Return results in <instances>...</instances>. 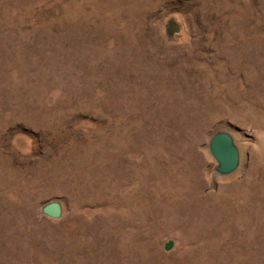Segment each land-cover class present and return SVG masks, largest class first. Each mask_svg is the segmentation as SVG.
I'll use <instances>...</instances> for the list:
<instances>
[{
  "label": "rangeland",
  "instance_id": "374dc122",
  "mask_svg": "<svg viewBox=\"0 0 264 264\" xmlns=\"http://www.w3.org/2000/svg\"><path fill=\"white\" fill-rule=\"evenodd\" d=\"M113 263L264 264V0H0V264Z\"/></svg>",
  "mask_w": 264,
  "mask_h": 264
},
{
  "label": "water",
  "instance_id": "95a60500",
  "mask_svg": "<svg viewBox=\"0 0 264 264\" xmlns=\"http://www.w3.org/2000/svg\"><path fill=\"white\" fill-rule=\"evenodd\" d=\"M171 32L173 30H170ZM211 157L217 164L216 172L221 175H228L235 171L239 164V154L231 135L226 132L214 133L208 144ZM42 215L58 219L61 216V206L58 202L52 201L44 204L41 208ZM172 242H167L164 249L168 250Z\"/></svg>",
  "mask_w": 264,
  "mask_h": 264
},
{
  "label": "bare ground",
  "instance_id": "6f19581e",
  "mask_svg": "<svg viewBox=\"0 0 264 264\" xmlns=\"http://www.w3.org/2000/svg\"><path fill=\"white\" fill-rule=\"evenodd\" d=\"M135 3V2H134ZM60 7V6H59ZM108 13V12H107ZM107 17V16H106ZM59 20V19H58ZM133 103V102H132ZM197 116V115H196ZM191 121V120H190ZM233 141H234V143H236L235 142V139H234V137H233ZM128 143V142H127ZM123 148V147H122ZM121 148V149H122ZM128 150V149H127ZM119 151V150H118ZM126 153V152H125ZM139 167V166H138ZM149 169H151V168H149ZM142 170H144V169H142ZM197 170V169H196ZM135 171V170H134ZM148 171V170H147ZM179 171V170H178ZM182 171V170H181ZM181 171H180V173H181ZM144 172V171H143ZM194 172V171H193ZM120 173V172H119ZM163 173V172H162ZM179 173V172H178ZM187 173H189V172H187ZM132 174H134V173H132ZM183 174V173H182ZM124 175V174H123ZM156 175V174H155ZM180 175V174H179ZM136 176V175H135ZM177 176V175H176ZM191 176V175H190ZM120 177V176H119ZM124 177V176H123ZM126 177V176H125ZM133 177V176H132ZM146 177H148V175L146 176ZM173 177V176H172ZM199 177V176H198ZM197 177V178H198ZM163 178V177H162ZM180 178V177H179ZM184 177H182V179H183ZM122 179V178H121ZM148 179V178H147ZM150 179V178H149ZM149 179H148V181H149ZM152 179H153V177H152ZM155 179V178H154ZM185 179V178H184ZM133 180V179H132ZM163 180V179H162ZM174 180V179H173ZM190 180V179H189ZM122 181V180H121ZM133 181H136L135 179L133 180ZM140 181H141V179H140ZM167 181V180H166ZM182 181V180H181ZM184 181V180H183ZM180 182V181H179ZM126 183V182H125ZM132 183V182H131ZM166 183V182H165ZM178 183V182H177ZM182 183V182H181ZM133 184V183H132ZM135 184H136V182H135ZM139 184V183H138ZM172 184V183H171ZM184 184V183H183ZM118 185V184H117ZM130 185V184H129ZM174 185V184H173ZM176 185V184H175ZM178 185V184H177ZM180 185V184H179ZM182 185V184H181ZM121 186V184L119 185V187ZM126 186H127V184H126ZM133 186V185H132ZM136 186V185H135ZM14 187V186H13ZM118 187V186H117ZM123 187V186H122ZM163 187V186H162ZM167 187V186H166ZM181 187H183V186H181ZM188 187V186H187ZM236 187V186H235ZM128 188H129V186H128ZM144 188V187H143ZM149 188H151V186L149 187ZM161 189V188H160ZM238 189V188H237ZM117 190V189H116ZM143 190V189H142ZM155 190V189H154ZM153 190V191H154ZM130 191V190H129ZM162 191V190H161ZM164 191V190H163ZM132 192H133V190H132ZM131 193V192H130ZM132 194V193H131ZM196 194V193H195ZM253 194V193H252ZM128 195V194H127ZM135 195H136V193H135ZM144 195V194H143ZM163 195V194H162ZM142 196V195H141ZM172 196H174V194L172 195ZM199 196V195H198ZM123 197V196H122ZM133 197V196H132ZM159 197V196H158ZM186 197V196H185ZM195 197V196H194ZM146 198V197H145ZM190 198H192V197H190ZM117 199V198H116ZM121 199V198H120ZM123 199V198H122ZM195 199V198H194ZM117 200H119V199H117ZM140 200H141V198H140ZM147 200V199H146ZM161 200V199H160ZM159 200V201H160ZM166 200V199H165ZM151 201V200H150ZM170 201V200H169ZM195 201V200H194ZM132 202V201H131ZM146 202V201H145ZM163 202V201H162ZM172 202V201H171ZM176 202V201H175ZM174 202V203H175ZM123 203H125V200H124V202ZM141 203V202H140ZM149 203V202H148ZM158 203V202H157ZM127 204V203H126ZM136 204V203H135ZM167 204V203H166ZM125 205V204H124ZM130 205V204H129ZM129 205H128V208H129ZM177 205V204H176ZM185 205V204H184ZM184 205H181V206H184ZM121 206V205H120ZM140 206V205H139ZM188 206V205H187ZM192 206V205H191ZM190 206V207H191ZM138 207V206H137ZM155 207V206H154ZM166 207V206H165ZM169 207L170 208H172L171 207V205H169ZM124 208V207H123ZM132 208H133V206H132ZM151 208V207H150ZM169 208V209H170ZM192 208H193V206H192ZM148 209V208H147ZM154 209H156V208H154ZM153 209V210H154ZM159 209H160V206H159ZM175 209V208H174ZM190 209V208H189ZM144 210V209H143ZM151 210V209H150ZM166 210V209H165ZM182 210H183V207H182ZM128 211H130V210H128ZM148 211V210H147ZM163 211V210H162ZM174 211V210H173ZM131 212V211H130ZM134 212V211H133ZM140 212V211H139ZM138 212V213H139ZM156 212V211H155ZM166 212H168L169 213V211H166ZM140 213H143L142 211L140 212ZM149 213V212H148ZM161 214V213H160ZM140 215V214H139ZM146 215V214H145ZM142 216V215H141ZM149 216V215H148ZM114 217V216H113ZM129 217V216H128ZM135 217H137V214H136V216ZM144 217H146V216H144ZM138 218V217H137ZM150 218V217H149ZM161 218V217H160ZM126 219V218H125ZM143 219V218H142ZM141 219V220H142ZM132 220V218L130 219V221ZM134 220V219H133ZM137 220V219H136ZM146 220V219H145ZM151 220V219H150ZM126 221V220H125ZM134 222H135V220H134ZM138 222H139V220H138ZM142 222V221H141ZM144 222V221H143ZM128 224H130V223H128ZM132 224V223H131ZM135 224V223H134ZM135 227H137V226H135ZM161 227V226H160ZM131 228V227H130ZM134 229V228H133ZM211 237V236H210ZM253 241V240H252ZM204 248V247H203ZM135 252V251H134ZM245 258V257H244ZM139 262V261H138ZM242 262V261H241ZM114 264V263H113ZM200 264V263H199Z\"/></svg>",
  "mask_w": 264,
  "mask_h": 264
}]
</instances>
